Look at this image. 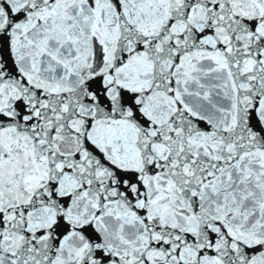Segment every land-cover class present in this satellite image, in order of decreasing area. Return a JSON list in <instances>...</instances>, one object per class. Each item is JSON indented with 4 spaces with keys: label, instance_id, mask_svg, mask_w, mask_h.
I'll return each mask as SVG.
<instances>
[{
    "label": "snow or ice",
    "instance_id": "snow-or-ice-1",
    "mask_svg": "<svg viewBox=\"0 0 264 264\" xmlns=\"http://www.w3.org/2000/svg\"><path fill=\"white\" fill-rule=\"evenodd\" d=\"M0 264H264V0H0Z\"/></svg>",
    "mask_w": 264,
    "mask_h": 264
}]
</instances>
